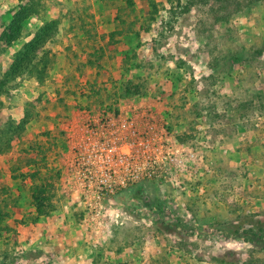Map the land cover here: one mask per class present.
Wrapping results in <instances>:
<instances>
[{
  "label": "rangeland",
  "instance_id": "obj_1",
  "mask_svg": "<svg viewBox=\"0 0 264 264\" xmlns=\"http://www.w3.org/2000/svg\"><path fill=\"white\" fill-rule=\"evenodd\" d=\"M89 100L184 162L98 217L62 126ZM81 247L83 264H264V0H0V264Z\"/></svg>",
  "mask_w": 264,
  "mask_h": 264
},
{
  "label": "built area",
  "instance_id": "obj_2",
  "mask_svg": "<svg viewBox=\"0 0 264 264\" xmlns=\"http://www.w3.org/2000/svg\"><path fill=\"white\" fill-rule=\"evenodd\" d=\"M134 128L133 122L119 120L106 108L98 122L83 126L71 165L84 206L95 217L106 200L128 189L171 181L184 163L162 136L151 134L152 128L142 133Z\"/></svg>",
  "mask_w": 264,
  "mask_h": 264
},
{
  "label": "crops",
  "instance_id": "obj_3",
  "mask_svg": "<svg viewBox=\"0 0 264 264\" xmlns=\"http://www.w3.org/2000/svg\"><path fill=\"white\" fill-rule=\"evenodd\" d=\"M55 66H56V64H55ZM93 66H98V63L95 62V63L92 64L91 61H88L87 63H85L83 65V67H86V69H89L91 71L94 69ZM55 84L56 83H54V85ZM86 103L90 104L91 106L88 105L90 107H84L83 109L75 108V109H73V113H72L73 117H75L76 115L82 116V120H80V119L76 120L75 118L73 120L68 119L65 122H63V124H62V126L64 127V130L66 131V134H65L66 143H70V146H72V149H74L75 145L80 141V139L82 137L81 136L82 133H80V134H78V133L76 134L75 133L76 129H81L82 130L83 126L85 124H87L88 122L96 123V122L99 121V119L101 117V111H100V109L97 108L98 107L97 104L94 105L95 102H91V100H89V102L87 101ZM92 104H93V106H92ZM116 116H118V118L120 120V119H122L123 115L121 113L120 114L116 113ZM75 122L77 124H74ZM148 123L149 122L147 121L146 124H148ZM148 126L149 125H147V127H145V128H148ZM67 138H69V139H67ZM72 149H71V154H70L72 158L70 159V162L68 163L69 165L72 164V159H73V150ZM57 226L60 227V225H57ZM82 238H85L86 241H88V237L82 236ZM70 255H71L70 258H73V260H74L73 264H83L84 262H81L83 259H88V260L92 261V259H91L92 253L89 250V248L87 249L86 247L78 248L77 250L72 251V253ZM91 263H89V264H91Z\"/></svg>",
  "mask_w": 264,
  "mask_h": 264
},
{
  "label": "trees",
  "instance_id": "obj_4",
  "mask_svg": "<svg viewBox=\"0 0 264 264\" xmlns=\"http://www.w3.org/2000/svg\"><path fill=\"white\" fill-rule=\"evenodd\" d=\"M16 73L17 71L13 72L12 75L15 77ZM38 73L39 74H37L36 78L40 82H43V79L41 76H43L44 74L41 73V70ZM46 193H47V187L44 185H38V186L36 185L33 189V201H34L35 208H36L37 219H40L41 217H44L47 215L46 206H50V205H47L48 203H50V200L48 197H46Z\"/></svg>",
  "mask_w": 264,
  "mask_h": 264
}]
</instances>
